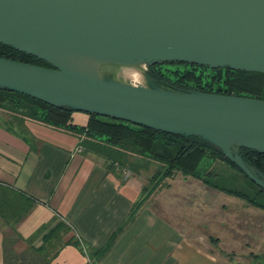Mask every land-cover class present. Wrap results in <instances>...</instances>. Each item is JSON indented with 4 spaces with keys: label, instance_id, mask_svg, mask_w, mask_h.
I'll list each match as a JSON object with an SVG mask.
<instances>
[{
    "label": "water",
    "instance_id": "1",
    "mask_svg": "<svg viewBox=\"0 0 264 264\" xmlns=\"http://www.w3.org/2000/svg\"><path fill=\"white\" fill-rule=\"evenodd\" d=\"M0 42L51 65L0 57V89L199 137L264 189V174L239 153H264V99L176 90L147 73L159 62L264 73V0H0ZM70 57L97 60L98 72L67 65Z\"/></svg>",
    "mask_w": 264,
    "mask_h": 264
},
{
    "label": "crops",
    "instance_id": "2",
    "mask_svg": "<svg viewBox=\"0 0 264 264\" xmlns=\"http://www.w3.org/2000/svg\"><path fill=\"white\" fill-rule=\"evenodd\" d=\"M0 110L6 112L0 120V183L36 200L17 224L21 236L30 238L42 225L57 219L70 227L63 234L64 242L75 237L88 246L104 244L127 221L146 175L139 168L111 162L84 144L83 135ZM85 118L75 114L79 122ZM127 156L122 160H139L134 154ZM194 180L178 173L158 186L123 226L109 251L93 264H237L220 246L222 238L229 239L232 249L253 247L255 253H264V210L223 192L237 199L229 197L230 216L209 229L206 222H214L213 216L206 213L203 200L209 189ZM3 232L0 226V264H5ZM33 244L42 245V235ZM27 248L25 242L17 246L19 252ZM54 252L50 264L88 262L71 244L58 241Z\"/></svg>",
    "mask_w": 264,
    "mask_h": 264
},
{
    "label": "trees",
    "instance_id": "3",
    "mask_svg": "<svg viewBox=\"0 0 264 264\" xmlns=\"http://www.w3.org/2000/svg\"><path fill=\"white\" fill-rule=\"evenodd\" d=\"M0 57L51 67L47 61L2 42ZM147 73L156 84L176 90L264 99V73L261 72L234 70L229 67L212 68L187 62H159L148 65ZM0 107L53 127L83 135L84 144L92 146L94 150L111 159V162H118L122 166L138 169L142 160H148L145 164L155 161L161 165L142 186L140 197L134 203L127 221L116 228L104 244L97 247L85 245L75 237L64 242L63 234L70 227L57 219L42 225L30 238L25 239L17 230V224L30 212L36 200L22 191L0 183V226L4 230L5 264H50L56 257L54 251L58 241L62 245L76 246L88 258L86 264L100 261L111 248L123 226L133 218L150 194L166 178H172L178 173L198 178L212 188L242 198L264 210V202L249 196L241 188H229L213 181V177H219L216 167L220 165L222 170L231 171L230 176L239 174L241 178H246L256 186L259 193H264V189L251 181L220 149L199 137L164 132L124 120L64 109L27 94L6 89H0ZM76 113L84 115L85 120L77 121ZM7 128L12 129L8 125ZM239 153L246 162L264 174V153L244 147L239 149ZM128 154H134L139 160L135 162L128 161V158L122 160V157ZM200 172H204L203 176ZM41 235L42 245L36 247L33 242ZM21 242H25L28 248L19 252L17 246Z\"/></svg>",
    "mask_w": 264,
    "mask_h": 264
},
{
    "label": "rangeland",
    "instance_id": "4",
    "mask_svg": "<svg viewBox=\"0 0 264 264\" xmlns=\"http://www.w3.org/2000/svg\"><path fill=\"white\" fill-rule=\"evenodd\" d=\"M104 66L106 67V68L103 67L104 73H106L107 75H110L112 77H117L113 71L114 68H117L114 66H117V65L107 64ZM136 67L140 68L139 65H136ZM119 79L122 80L121 78H119ZM124 81L137 83L136 81L129 80V79H124ZM5 115H6V112L0 110V120H3ZM145 161H148V160H142V164L139 165L138 168L142 171L144 176L146 175L147 178L145 179L146 180L145 183H147L148 178L158 168H160L161 165H160V163L155 162V161L148 162V164L147 163L145 164ZM216 169L219 172V175H218L219 177H213L212 178L213 181H215L216 183H219L223 186L229 187V188H234V187L241 188L249 196L256 198L258 201L264 202V193H259L256 186H254L250 182H248V180L246 178H244V179L241 178V176H239V174H237V176H230L229 175L230 172L228 170L227 171H225L224 169L222 170L220 165H218L216 167ZM200 174L203 176L204 172H200ZM170 180H172V178H166L164 182H168ZM194 181H199L200 183H203L198 178H195ZM205 185H206V187H208V189L210 191L209 192L206 190V193H205L204 198H203V200L205 201V204H206L205 211L207 214H211L213 216L212 219L214 221V222H210V221L206 222V223H209V227H210V225L214 226L216 221H218L220 218L223 219V217L226 216V219H227L228 216H230V215H228L229 214L228 210L230 209V211H231L233 208L230 205L231 203H229L227 200L229 199V197H232V196H228L227 194L223 193V191L220 192L221 190L217 191L218 189H215V188H214L215 190L213 191L211 188H209L210 186H208L207 184H205ZM200 195H201V193H200ZM232 199H237V198L232 197ZM197 203H199V205H200V201H197ZM209 209H210V211H209ZM209 229H212V228L210 227ZM228 241H229V239L222 238L220 246L224 247L228 251V255L233 257L234 261H236L237 264H264V253H262V254L255 253L254 251L256 249L253 247L246 249V248H244V246H241V247H235L234 249H232L230 247V244H228ZM214 244L216 245L218 243H214ZM206 245L211 246L212 244H210V242L206 241Z\"/></svg>",
    "mask_w": 264,
    "mask_h": 264
},
{
    "label": "bare ground",
    "instance_id": "5",
    "mask_svg": "<svg viewBox=\"0 0 264 264\" xmlns=\"http://www.w3.org/2000/svg\"><path fill=\"white\" fill-rule=\"evenodd\" d=\"M64 62H66V64L71 67L84 70L91 74H95L98 72L97 71L98 62L97 60H94V59H90L87 57H70V58L64 59ZM121 75L132 78V79H138V80L142 79L143 77L137 71L129 70V69H123V71L121 72Z\"/></svg>",
    "mask_w": 264,
    "mask_h": 264
}]
</instances>
